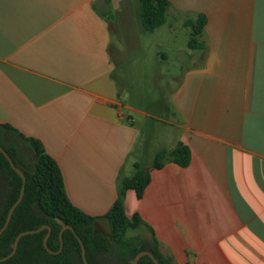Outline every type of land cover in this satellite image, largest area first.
I'll use <instances>...</instances> for the list:
<instances>
[{"label":"crops","instance_id":"1","mask_svg":"<svg viewBox=\"0 0 264 264\" xmlns=\"http://www.w3.org/2000/svg\"><path fill=\"white\" fill-rule=\"evenodd\" d=\"M170 3L144 31L174 64L146 109L117 76L133 46L123 37L142 32L139 0H0V125L41 141L96 230L139 165L151 182L141 199L127 192L125 211L172 264H264V0ZM179 143L189 166L155 170Z\"/></svg>","mask_w":264,"mask_h":264},{"label":"trees","instance_id":"2","mask_svg":"<svg viewBox=\"0 0 264 264\" xmlns=\"http://www.w3.org/2000/svg\"><path fill=\"white\" fill-rule=\"evenodd\" d=\"M139 4L141 22L146 31H155L166 23L171 6L170 0H139ZM205 24L204 16H200L196 23L192 24L190 40L192 49L203 48V44L199 43L197 38ZM0 135L17 139L15 145H6L0 139V145L27 179L24 198L16 208L9 226L0 236V259L12 253L15 240L20 233L38 230L43 226L51 228L48 248L57 253L50 254L44 247V239L48 234V229H44L39 233L22 237L14 256L0 264H84L81 245L71 230L63 233L64 243L60 251L62 226L57 219L72 227L82 240L89 264H132L136 255L142 251H150L160 264H172L160 253L154 237L151 242H145L137 235L141 227L145 226L140 216L135 214L129 217L125 211L124 200L128 191H134L139 199L142 198L151 182L149 170L136 165V174L122 180L118 198L104 217L110 228L108 239L96 230L99 218L86 214L70 201L61 168L47 153L41 141L26 137L9 125H0ZM24 152L28 158H25ZM30 159L33 165L29 162ZM167 162L186 168L191 162L190 148L179 143L172 150L161 151L155 156L152 167L161 170ZM0 171L4 172L11 187L0 214L1 230L11 207L20 196L23 183L1 152ZM138 264L154 263L149 257H142Z\"/></svg>","mask_w":264,"mask_h":264},{"label":"rangeland","instance_id":"3","mask_svg":"<svg viewBox=\"0 0 264 264\" xmlns=\"http://www.w3.org/2000/svg\"><path fill=\"white\" fill-rule=\"evenodd\" d=\"M138 10L140 12V4L138 5ZM133 23H137L136 27H138V29H141L142 32L139 34V36H134V32L129 28L127 31V35H125L124 33L125 36L123 38H127L133 46L130 47L127 53L123 54V57L128 54V58L126 59L127 62L124 60L123 66H121L117 70V76L122 81H125V83L128 82L125 87H127V91L129 93L133 89V91L136 92L137 95L141 94L148 97V102H145V104L143 105L144 108L148 109L147 106L148 103H150L151 99H154L155 95H160V88L167 89L168 86H170L168 82V76H165L167 75L168 70H173L172 68H174V64L171 63L172 68H168L169 65L158 62L155 59L154 52L150 44V37H148V34L144 32L146 30L141 24L140 20H133ZM0 139L6 145H15V141L17 140L13 137H3L1 135ZM24 155L25 158H28L26 152H24ZM29 162L32 164V159H30ZM147 163L148 160L145 159L143 166L147 165ZM10 190L11 187L6 175L4 174V172L0 171V214L5 206L6 199L9 196ZM97 230V232L101 233L109 239L110 228L109 226H107V224ZM130 234L135 235V233ZM109 243L112 244V241L109 240Z\"/></svg>","mask_w":264,"mask_h":264},{"label":"water","instance_id":"4","mask_svg":"<svg viewBox=\"0 0 264 264\" xmlns=\"http://www.w3.org/2000/svg\"><path fill=\"white\" fill-rule=\"evenodd\" d=\"M0 152L3 154V156L8 160V162L10 163V166L11 168L21 177L22 179V189H21V193H20V196L18 198V200L16 201V203L11 207L9 213H8V217L6 219V222L4 224V226L2 227V229L0 230V236L3 234V232L7 229V227L9 226L10 222H11V219L13 217V214L16 210V208L20 205V203L22 202L23 198H24V194H25V188H26V176L25 174L15 165L13 159L8 155V153L2 148V146L0 145ZM58 223L62 226V229L60 231V242H61V249L60 251L62 250L63 248V233L66 231V230H71L77 237L80 245H81V250H82V258H83V262L84 264H89L88 262V259H87V256H86V249H85V246L82 242V240L77 236L76 232L73 230L72 227L68 226V225H65L63 223V221L61 219H57ZM44 229H48V234L46 236V238L44 239V247L47 249V251L50 253V254H57L55 252H52L49 248H48V239L50 237V234H51V228L49 226H43L41 227L40 229L38 230H34V231H25V232H22L20 233L16 240H15V243H14V246H13V251L12 253L5 257V258H2L0 259V263L2 262H5L7 260H9L11 257L14 256V254L16 253V250L18 248V244L21 240L22 237L26 236V235H32V234H36V233H39L41 231H43ZM59 251V252H60ZM58 252V253H59ZM142 257H149L154 264H160V262L155 258V256L150 252V251H142L140 252L139 254L136 255V257L134 258V260L132 261V264H138L140 259Z\"/></svg>","mask_w":264,"mask_h":264}]
</instances>
